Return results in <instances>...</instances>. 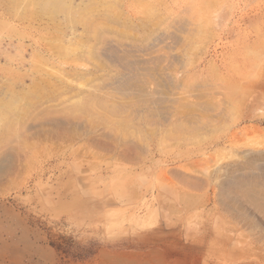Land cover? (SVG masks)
<instances>
[{
  "label": "rangeland",
  "instance_id": "374dc122",
  "mask_svg": "<svg viewBox=\"0 0 264 264\" xmlns=\"http://www.w3.org/2000/svg\"><path fill=\"white\" fill-rule=\"evenodd\" d=\"M86 2L72 4L80 10ZM109 4V9L96 7L89 17L94 24L107 25L103 37L114 41L121 53L127 49L170 83L167 100L159 107L164 119L156 109L140 108L138 98L105 87L122 69L98 51L93 56L81 48L75 62L62 64L68 75L62 73L42 49V38L54 35L51 24L9 16L6 0H0V101L15 91L23 95L11 114L13 123H0V264H121L126 253H120L143 252L160 240L171 249L169 259L187 264L188 238L194 256L201 250L200 264H263L264 218L246 204L237 212L223 203L215 181L219 168L243 159L237 152L241 141L229 146L225 137L234 131L239 137L247 127L263 131L264 124L245 121L232 129L234 117H212L200 92L210 76L217 83L224 16L229 40L246 33L264 36V0ZM59 26L66 40L72 32L86 39L81 24L69 27L62 21ZM94 42L88 40L86 46ZM32 53L46 60L40 71L33 67ZM129 69L132 73L123 72L136 73ZM43 74L52 86L46 92L38 88L34 98L24 93ZM147 82L149 89H159L150 76ZM164 207L172 222L168 230H156L167 220ZM187 217L200 230L191 237L184 229ZM154 230L156 234L146 236ZM198 232L203 240L196 239ZM132 257L123 264L143 261Z\"/></svg>",
  "mask_w": 264,
  "mask_h": 264
},
{
  "label": "bare ground",
  "instance_id": "6f19581e",
  "mask_svg": "<svg viewBox=\"0 0 264 264\" xmlns=\"http://www.w3.org/2000/svg\"><path fill=\"white\" fill-rule=\"evenodd\" d=\"M72 1L73 0H6V8H7L6 11H7L9 16L17 17L19 15V18L26 19L31 23L35 20H40V21L41 20H43V21L47 20V22H49V24H51V29L53 30L54 35L49 37V38H47V37L42 38V41L44 42L43 43L44 48H42V49H45L47 51L45 53L47 54L51 63L54 62L51 57L53 56L55 58L54 59L55 62L59 64V65L57 64L58 69L64 71L62 73H64L65 75H68V74H66L65 69L63 68L64 66L62 67V64L66 63L68 61L75 62L77 59V57H76L77 51L80 50L81 48H84V47L88 48V50H87L88 53L90 55H93V56L98 51V52H100V54L102 56L104 55V57L108 58L111 62H115L122 69V72L117 73L111 79V81L109 83H106L105 87L112 86V89L117 93L125 95L126 97L132 96V97L138 98L141 101L140 105H139L140 108H142L144 105H147V106H149L148 107L149 112H151V113H152V111H154L156 109L158 116L163 117V119H164L165 115L161 112V110H159V107H161L160 105L162 102L167 100V93L166 92H168L167 90H169L170 83L168 81L164 80L163 78H160L159 76L157 77L158 74H156L155 70H153V68L147 67L146 64L143 63V62H145L144 60H140V59L138 60L137 58H134L132 55L130 56L129 53L127 52V49H124V51L121 53V50H119L118 46L114 44V41L112 42L111 39L103 37V34H102L103 29L107 28V25L94 24L92 19H90V17H89L90 15H93L91 13L93 11H95L96 7L97 8L103 7L105 9H109L111 7V5L109 4V0H87V2L84 3V5H83L84 11H82V12H80V11L83 8L80 10L76 9L73 6ZM248 2L250 4V1H248ZM247 3H245V7L248 5ZM259 5H261V4H259ZM58 14L62 15L61 19H58ZM226 16L227 15H225L223 18V25H222L223 26L222 34H221L222 35V38H221L222 39V41H221L222 48H221V53H220V67H219V74L217 77V83L214 82L215 80L211 76L209 78L207 77L208 79L204 82L203 91H201L200 94L203 92L202 94H204V96L207 98V101H206L207 103H205V106L203 108L212 112V114H211L212 117H215V118H218L221 120H226L230 116H233L234 118L232 120V129L238 128L241 125V123H243L245 121H252V122H255L258 124H264V121H263L264 120V114H263L264 113L263 112L264 111V36L262 35L261 32H256L253 37H251L250 34L246 33V35L243 36L242 38H235L233 40L232 39L229 40V38H228L229 31L227 28ZM239 16H240V14H239ZM242 17H243V15H242ZM232 18H233V16H232ZM261 19H262V17H261ZM62 21H64L65 24L69 25V27H71L72 25H75V24H81L84 28V31L86 34V39L85 40L80 39L82 36L81 37H75L74 32H72L71 33L72 37H69L70 39L66 40L64 37V30L62 29V26H59ZM256 22H258V21H256ZM261 22H263V21H261ZM249 23H250V21H249ZM2 25L5 26L6 24H2ZM228 25H229V23H228ZM251 26H253V25L251 24ZM70 30H73V28H70ZM231 31H233L232 28H231ZM244 31L245 30H243V32ZM65 36H67V35H65ZM88 40H94L95 41L94 45L86 46V43ZM95 43L98 44V46L99 45H101V46L96 47ZM129 52L131 53L130 50H129ZM38 55L39 54H33L32 53V57H33L32 58V64H33V67L35 68L36 71H40V69H42L46 65V60L45 59L39 60ZM47 65H48V63H47ZM61 67H62V69H60ZM99 67H102V66L99 65ZM129 67H131L134 71H136V73L130 74L129 72H125V73L123 72V70L128 69L132 73V70H130ZM46 76L47 75H44V78L39 77V79H37V80H35V78H34V81L32 82L30 88H28L29 91H27V90H25V88H23L24 93L27 94V92H28L30 94L29 96L31 98H34L36 96V92H37L38 88H41L46 92L49 89V87L52 86L51 79L49 77H46ZM148 76H150L152 80L153 79L156 80V83H157L156 86L159 87V89H157V88L156 89H149L148 88V86H147V84H148L147 77ZM61 78H62V80H64V77H61ZM71 91H73V90H71ZM195 92H197V91H195ZM73 93H75V92L73 91ZM2 94H3V92H2V90H0V95H2ZM22 98H23V95L20 92H16V91H15V93H11L10 95L5 96V98H2L4 100L0 101V123H3V122H9V124L13 123L15 118L11 117V114L15 113L14 112L15 105H17V103H19ZM108 98H110V97H108ZM213 99L214 100L216 99V100L213 101ZM192 100H194L193 102L196 101L195 99H192ZM187 101H189V100H187ZM183 102H185V101H183ZM193 102H191V105ZM104 104H105V102H104ZM200 104H202V103H200ZM186 105H188V104H186ZM112 106H114V105L112 104ZM117 106H119V105H117ZM119 107H117V108L119 109ZM193 108H194V106H193ZM192 109H190V110H192ZM115 110H117V109H115ZM198 110H200V108ZM198 110H196V111H198ZM193 111L194 110L190 111L189 113L192 112L194 115ZM257 111H262L263 116L261 114H258ZM189 113H188V115H190ZM192 113H191V115H192ZM194 116H196V114ZM198 116H199V118H201V115H198ZM191 117L187 118V120L191 119ZM195 118L198 119L197 117H195ZM195 120H193V123L194 122L197 123ZM202 120H203V117H202ZM6 125H8V124H6ZM257 127H259V126H257ZM240 131H241V133H240L239 137L236 135V132L234 131V132H232V135H230V137L226 136L225 138H226V140H227L226 142L228 143L229 146H232L233 142L236 143V142L241 141L240 148H242V149L240 151H237V152H238V154H241V157L243 159L240 161H235L231 164L227 163L226 165L223 166V170L221 168H219V174L217 175L215 184L219 188V197L221 198V201H223V203H225L229 206L232 205L233 208H235V211H237V212L242 211L243 205L246 204L250 208H253L256 212H258L264 218V128H263V131H261L260 129H258L256 127H253L252 129L247 127V128L240 130ZM227 133H229V132H227ZM234 139H236V140L234 141ZM208 147H210V146H208ZM200 150H201V147H200ZM197 153H198V151H197ZM201 154H199V155H201ZM186 156H188V155H186ZM228 156H229V153H228ZM189 157H191V156H189ZM212 158H213V156H212ZM224 158L225 157H223L221 159H224ZM232 158H236V156L234 157V155H232ZM221 159H218V160L220 161ZM210 160L212 161V159H210ZM219 161L217 163H219ZM214 162H215V160H214ZM155 165H156V163H155ZM148 166H150V165H148ZM146 170H148V169H146ZM74 192L75 191H72V193H74ZM73 197H74V195H73ZM78 198H79V196H78ZM76 202H77V200H76ZM86 204H89V203H86ZM82 207H83V205H82ZM97 207L98 206H96V208ZM211 209H212V207H211ZM243 214H244V212H243ZM197 217H198V215H197ZM166 237H164V238H166ZM175 237L172 239H175ZM206 237H207V235H206ZM177 240H180V239H177ZM177 240H176V242H177ZM229 240H228V242H229ZM173 244H175V243H173ZM177 245H178V243H177ZM231 245H232V243H231ZM199 249L198 248L195 249V252ZM239 249H240V247H239ZM200 251L201 250H199V252ZM162 252H164V251H162ZM159 254L164 256L163 253H159ZM159 254H157V256L155 258H158ZM165 254H166V252H165ZM196 254H198V253L196 252ZM120 255H121V253H120ZM141 255H142V253H141ZM141 255H139V256L142 257ZM235 255L237 257V254H235ZM167 256L170 257V255H167ZM129 257H131V255ZM140 257H137L136 259L139 260ZM118 258H119V256H118ZM198 258L196 257L195 261L198 260ZM126 259H127V256H126ZM145 259H146V261L148 260L147 258H145ZM121 260H122V258L119 259V261H121ZM125 260H123L121 264H123V262ZM153 260L155 261V259H153ZM161 260H162V257H161ZM133 261L134 260L128 261V262L129 263L132 262L133 264L137 262V261L136 262H133ZM139 261L141 262V260H139ZM197 262L198 261H196V263ZM142 263H144V261ZM146 263L149 264V262H146ZM115 264H117V263H115ZM138 264H140V263H138ZM153 264H154V262H153ZM155 264H158V262L156 261Z\"/></svg>",
  "mask_w": 264,
  "mask_h": 264
},
{
  "label": "crops",
  "instance_id": "0c3cea01",
  "mask_svg": "<svg viewBox=\"0 0 264 264\" xmlns=\"http://www.w3.org/2000/svg\"><path fill=\"white\" fill-rule=\"evenodd\" d=\"M170 186V185H169ZM169 186H166V185H164L163 186V189H165V190H167L166 188L167 187H169ZM168 191V190H167ZM167 209V207H164L163 208V216H166L165 218L167 219V220H165V221H163L162 220V222L163 223H161L160 224V226H159V229H156V230H160V231H164V230H168L169 229V223L171 224V222L172 221H170L171 220V218H170V216H169V212H168V210H166ZM170 213H172V212H170ZM184 221H185V226H184V229H185V233H186V235H188V237H191L192 235H193V233H194V231H200L199 229H193V219L191 218V217H187V219L186 218H184ZM161 222V221H160ZM165 222V223H164ZM179 223H181V221L179 222ZM163 225V226H162ZM176 225V224H175ZM178 225V224H177ZM177 225H176V228H177ZM165 226V227H164ZM189 229V230H188ZM156 232L157 231H153L152 232V234L150 233H147V237L149 236L150 237V235H154V234H156ZM198 236L196 237V239L197 240H200V239H202L203 238V236H202V234H201V232H199L198 234H197ZM151 237H153V236H151ZM187 238V237H186ZM149 241V240H148ZM189 241V238H188V240L187 239H185V243L186 244H184L185 245V248L186 249H188V264H200V261H198L197 263L195 262V259H196V257L198 258V257H200V255H199V251H197V253L198 254H196L195 256H194V254H193V252H192V250L191 249H193V246H192V242L190 241V242H188ZM151 242H153L154 243V241H151ZM166 243H167V241H166ZM146 244H147V246L149 245V242H146ZM152 246H149L146 250H144L143 252H134V251H130V252H123V253H121V254H124V253H126V256H130L131 255V257L132 256H137V257H140L139 255H141V253H142V257H140V259H144L143 261H144V263H142V262H140V261H137L135 264H138V263H140V264H148V263H146V262H149V264H153V262H154V264L156 263V261L158 262V264H184L182 261H178L177 259H176V257L175 258H170L169 259V256H167V255H170V250L169 249H167L168 247H166V244H165V242L163 241V240H161L160 242H156L155 243V245L154 244H152V243H150ZM155 249V250H154ZM162 251H164V252H162ZM165 252H166V254H165ZM153 253H155V254H159V253H163V255L164 256H162L161 254H159L158 256V258L154 261L153 259H152V257H150V255H152ZM129 254V255H128ZM175 254V253H174ZM148 255V256H147ZM199 255V256H198ZM172 256V257H173ZM161 257H162V260H161ZM145 258H147L148 260L146 261V259ZM160 258V259H159ZM194 258V259H193ZM153 260V261H152ZM160 260V261H159ZM198 260H199V258H198ZM146 261V262H145ZM193 261V262H192ZM151 262V263H150Z\"/></svg>",
  "mask_w": 264,
  "mask_h": 264
}]
</instances>
